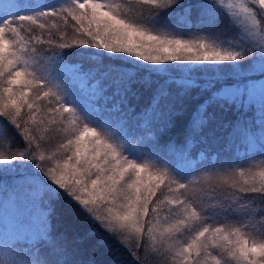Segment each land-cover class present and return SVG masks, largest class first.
Returning <instances> with one entry per match:
<instances>
[{
    "label": "snow or ice",
    "instance_id": "6c2138e0",
    "mask_svg": "<svg viewBox=\"0 0 264 264\" xmlns=\"http://www.w3.org/2000/svg\"><path fill=\"white\" fill-rule=\"evenodd\" d=\"M134 3L0 0V145L8 143L0 173L31 169L24 182L34 198L63 192L132 264H264V167L221 164L191 178L198 162L182 167L154 137L150 153L139 151L131 140L146 147L148 138L127 126L131 118L149 134L163 132L196 90L202 99L188 116L180 159L189 160L197 136L205 142L218 128L231 129L229 145L243 135L253 150L257 140L241 128L240 114L258 87L264 150V0ZM194 9L214 35L186 39L157 27L180 33ZM220 16L239 29L233 39L216 31ZM64 50H93V66L66 63ZM193 65L211 66L212 75L194 78ZM173 67L179 79L169 75ZM140 88L149 94L137 112ZM228 112L235 121L223 120ZM81 240L70 244L47 225L27 247L5 237L0 264H84L75 254Z\"/></svg>",
    "mask_w": 264,
    "mask_h": 264
},
{
    "label": "trees",
    "instance_id": "16d2710c",
    "mask_svg": "<svg viewBox=\"0 0 264 264\" xmlns=\"http://www.w3.org/2000/svg\"><path fill=\"white\" fill-rule=\"evenodd\" d=\"M18 2H29V3H55L56 0H18ZM113 3H121L123 0H112ZM185 5H199L208 3L209 0H181ZM212 3H216V0H211ZM219 8L220 5L216 4ZM132 7L136 8L138 5L132 0ZM24 14V13H22ZM198 19L197 11L194 9L189 24L187 27H182V31L177 33L175 29L170 27H161L157 25L163 31L172 32L173 34H185L188 32H193L195 37L205 34L206 30L208 33L213 34L209 29L201 24ZM203 25V26H202ZM201 26V27H200ZM227 26V27H226ZM224 30V35L221 39H233L239 29L228 24V21L223 16L219 17L218 25L216 31L219 32ZM71 35V33H69ZM211 36V35H209ZM93 50L85 51H73L64 50L65 52V62L68 64H80L85 69L93 66L94 61L90 59ZM42 68L47 69L49 67L46 60L45 52L41 51ZM108 62L107 60L105 61ZM196 70L191 73V75L200 79L202 76H211L212 68L211 66L200 67L193 65ZM55 75V74H53ZM169 75L175 79H179L183 73L179 72L175 67L170 69ZM83 87V85H81ZM134 87H139L135 85ZM142 93V97L139 102L133 100L132 103L136 107L138 112L141 107L146 103L148 92L143 88L139 89ZM199 99L196 90L192 92V95L188 97L185 101V112L181 117L174 118V124L170 128H166L163 132L156 133L153 131L151 134L145 132L141 125L142 121H136L131 118L127 119V126L136 133L138 136L147 137L144 140V144L138 145L137 140H131L134 146H138L139 151L144 153H150L153 144L150 142L152 137L156 138V142L161 146V148L167 152L168 158L177 160L181 163L184 168L195 167L198 162L201 167L199 170L192 174L191 178H204L203 174L214 168H218L221 164L230 166L229 170L238 169L240 167L251 168L253 171L258 172L262 167H264V150L259 147V136L261 132V126L258 118L259 105L258 102L254 101L252 105L247 107L240 114V124L241 128L244 129V124L246 120H251V133L257 140V147L253 150H249L247 147V140L245 137H233L231 145L228 144V136L231 129L218 128L214 135L209 136L205 142H201L199 136L196 137V142L193 147L189 150L190 156L189 160L183 161L180 159V151L185 145V126L188 120V116L192 110L197 105ZM236 115L232 112L223 114V120L225 122L235 121ZM242 136V135H240ZM15 143H19L18 138H14ZM128 143V138H125ZM58 143V142H57ZM126 143V145H127ZM171 145L172 147H166ZM0 150L7 151L8 143L4 142L0 145ZM203 153V156L201 155ZM145 158H148L147 156ZM155 159V157H152ZM142 162V160L140 161ZM165 162H167L165 160ZM31 169L26 170L22 168L15 171H9L5 174H0V215H2L3 222L2 226L19 220H28L31 217L39 216L41 220L40 223L44 226L46 225L51 229L53 234H64L69 243L73 244L77 238H82L81 242L75 244V254L76 258L83 261L84 264H132L131 258L124 251L118 242L106 236L104 232L97 227L96 224L92 223L86 214L81 211V209L69 200L63 192L58 197L49 198L47 196L43 198H34L31 194V189L27 183L24 182V176L28 175ZM14 206L17 210L12 214L10 222L6 221L8 208L12 209ZM48 213V215H47ZM258 220V218H257ZM253 221L254 227L257 231L261 229V225ZM90 233H95L90 235ZM5 237H1L3 239ZM10 238H16L21 241L19 247H27L26 241H30L29 233L21 235L16 231ZM103 239L104 243L101 244L99 241ZM36 247H43V245L37 244Z\"/></svg>",
    "mask_w": 264,
    "mask_h": 264
},
{
    "label": "rangeland",
    "instance_id": "374dc122",
    "mask_svg": "<svg viewBox=\"0 0 264 264\" xmlns=\"http://www.w3.org/2000/svg\"><path fill=\"white\" fill-rule=\"evenodd\" d=\"M209 35H213V34L208 33L207 30H206L205 34L201 33V35L198 36V37L209 36ZM184 38H186V39H195L197 37H195L193 32H188V33L185 32ZM205 67H207V66H205ZM255 101L258 102L257 105L260 106L259 89H258V87H257V91H256V99H255ZM258 115H259V113H258ZM257 120L259 121V116H258ZM242 123H245L243 125L244 129L247 132L251 133V124H252L251 120H246V122H242ZM239 137H244V136L242 135V136H239ZM126 143L127 142L125 140V144ZM26 170H29V169H26ZM5 173H8V172H2L0 174H5ZM16 210H17L16 206H14L12 209L8 208V210L6 211V212H8L7 217H6V221L10 222L11 218L13 217L12 214H15L14 212ZM39 220H41L39 216H34V217H31L30 219L25 220V221L24 220H19L18 222H14V224L8 223V224L2 226V222L4 220L2 218V215H0V238L1 237L10 238L14 234L15 231L17 233L21 234V235H24L25 233H29L30 237L39 236L44 230V226L42 225V223H40Z\"/></svg>",
    "mask_w": 264,
    "mask_h": 264
}]
</instances>
